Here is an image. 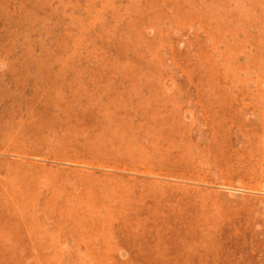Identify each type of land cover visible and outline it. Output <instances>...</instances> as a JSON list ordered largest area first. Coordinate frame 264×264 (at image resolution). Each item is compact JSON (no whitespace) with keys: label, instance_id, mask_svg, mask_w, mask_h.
I'll list each match as a JSON object with an SVG mask.
<instances>
[{"label":"rangeland","instance_id":"374dc122","mask_svg":"<svg viewBox=\"0 0 264 264\" xmlns=\"http://www.w3.org/2000/svg\"><path fill=\"white\" fill-rule=\"evenodd\" d=\"M0 264H264V0H0Z\"/></svg>","mask_w":264,"mask_h":264}]
</instances>
